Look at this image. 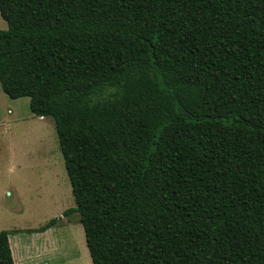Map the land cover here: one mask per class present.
Instances as JSON below:
<instances>
[{
  "label": "trees",
  "instance_id": "trees-1",
  "mask_svg": "<svg viewBox=\"0 0 264 264\" xmlns=\"http://www.w3.org/2000/svg\"><path fill=\"white\" fill-rule=\"evenodd\" d=\"M0 12L2 88L54 120L93 264H264V0Z\"/></svg>",
  "mask_w": 264,
  "mask_h": 264
},
{
  "label": "rangeland",
  "instance_id": "rangeland-1",
  "mask_svg": "<svg viewBox=\"0 0 264 264\" xmlns=\"http://www.w3.org/2000/svg\"><path fill=\"white\" fill-rule=\"evenodd\" d=\"M115 91L109 88L93 99H106ZM49 118L0 122V232L10 231L11 245L18 243L22 253H30L27 243L32 232L23 229L39 228L55 218V225L42 237L54 247V256L26 264H93L79 213L63 215L76 207V201L55 123Z\"/></svg>",
  "mask_w": 264,
  "mask_h": 264
},
{
  "label": "crops",
  "instance_id": "crops-1",
  "mask_svg": "<svg viewBox=\"0 0 264 264\" xmlns=\"http://www.w3.org/2000/svg\"><path fill=\"white\" fill-rule=\"evenodd\" d=\"M0 15H1V12H0ZM1 17L3 18V16L2 15L0 16V19H1L0 29H7L8 22L6 19L4 18L2 19ZM35 117L37 118V120L39 119L41 121H46L50 119L49 117H39L35 115V113L32 111L31 106H30L29 96L12 98L10 95H8L3 90L2 84L0 81V122L3 121V123H6V121L10 122L14 120H18V121L22 120L24 122L34 121L35 123L37 121V120H34ZM49 122H51V120H49ZM53 226H51L50 228H52ZM39 228L23 229L26 232H32L31 234H28V243H27V247L30 253L28 252L22 253V248L19 246L18 243L11 245L10 235H9V241H10L13 257L15 260V264H26L27 260H33V259L46 260L47 256L51 253H53V256H54V250H55L54 247H51V246L48 247L45 241L42 239V237H44L43 234L50 228H48L47 230L43 232L35 231ZM17 232H21V231H17ZM23 245L25 246L26 244H23Z\"/></svg>",
  "mask_w": 264,
  "mask_h": 264
}]
</instances>
